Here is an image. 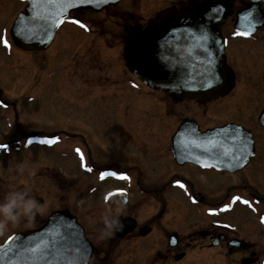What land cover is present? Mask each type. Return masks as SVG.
<instances>
[{
  "label": "flooded vegetation",
  "instance_id": "af4514ba",
  "mask_svg": "<svg viewBox=\"0 0 264 264\" xmlns=\"http://www.w3.org/2000/svg\"><path fill=\"white\" fill-rule=\"evenodd\" d=\"M196 1L207 0H125L105 12L88 13L99 15L100 25L98 26H103V21H114L117 27L113 29L121 31L117 40H121L122 44L129 33L139 31L151 19L163 13L178 11ZM233 4L230 17L220 23L222 35L226 39L220 66L229 76L227 84L230 86L223 95L213 93L211 95L213 98L209 99L203 95L200 99L180 97L169 91L151 89L127 70L123 58L118 68L112 65V75L108 78L101 79L102 76L99 77L96 74L90 78L93 70L101 72L104 67L102 61L100 63L97 61L101 60L99 52H94L91 48H85L80 54L86 63L79 66L74 63L82 80L94 82L89 86L80 80L82 85L87 86L86 89L81 88V90L77 89L74 83L75 103L79 104V107L87 106L98 97L95 90H105L103 92H106L108 96H113V99L117 101V109L113 110L116 112L117 123H110L111 127H116L119 135L132 148L143 151L144 155H141L144 161L142 162L158 166L156 169L163 171L157 176L156 182L149 181L148 178L144 179L141 175L137 177L136 174H128L130 179L122 180L125 186L117 187L126 189L125 193L105 199L108 193L114 192L115 188L107 191L99 190V196H97L98 191L95 188L103 187L105 180L99 177L103 169L97 165L94 166L92 162L102 158L101 156H95V159L89 158L88 163L92 171L88 172L82 167V173L96 174L97 177L86 178L84 181L86 190L76 192L77 201L69 203L67 207L71 214L78 217L86 237L93 245L92 257L88 264H264V236H258L264 231V222L260 219L264 216V188L260 189L264 187V157L261 155L264 150V25L253 26L247 20V27L253 34L250 37L234 35V24L240 11L253 6L254 15L264 20V0H258L256 3L253 0H235ZM138 5H141L140 8L144 10L139 11ZM24 7L25 5L18 0H0V36L6 35L11 44L8 48L0 42V102H2L0 105L7 108L6 112L12 106V103L4 98L8 85L10 86L11 81L21 78V75L26 72L25 65L17 66V64L22 61L27 62V58L34 54L15 46L10 36L11 25ZM88 13L77 11L71 16L80 19ZM149 14L152 17L149 16L146 20L145 16ZM91 25H88V30L82 31L84 36L82 35L81 38L100 40L109 36L108 41H111L113 35L108 30L101 28L95 30L94 25ZM74 39L73 33L69 31L58 33L48 50L35 53L36 55L44 54L47 62L54 61L53 69L50 68L44 73L41 87L36 88L38 92L50 89L46 86L54 78L52 72L58 73L60 67L62 68V60L67 55L64 51L68 49L69 41ZM58 55L61 64L55 61ZM72 56L70 60L73 63L77 55L73 53ZM69 64V62L64 64V70H60L59 74L68 70ZM10 69H17L14 73L18 76L17 78L10 79ZM105 74L106 72L103 73ZM61 79L64 80L65 86L60 88L57 82L58 86L55 89L60 95L68 87L64 74L60 76L59 80ZM99 79L102 81L97 82ZM211 85L213 84L209 86ZM27 92L29 93L25 95L30 97L35 90L30 88ZM62 99L67 98L62 97ZM113 111L110 110V112ZM87 112L93 115L94 110H87ZM12 116L9 115L11 122L5 126L7 130L11 129L10 132L15 138L3 143L7 145L12 143L10 147L23 143V149L20 151L19 160L17 147L15 150H0V160L2 159L0 162H7L6 159L10 158L19 161L21 165L24 162V148L31 147L27 141L33 135H50L34 130L26 132L18 120L14 122ZM109 117L113 118L112 115ZM229 124L241 126L253 135L255 157L249 161L247 167L232 173L203 168L189 162L186 164L175 162L172 149L175 135L180 136L179 133H184L183 139H192L198 134ZM89 131L97 138L98 130L93 128ZM60 134L68 135L64 131ZM3 137H9V133L7 132ZM179 139L181 141V138ZM74 147L65 145V154L73 151ZM97 152L102 151L96 145L95 153ZM5 153L7 156L3 157ZM117 164L116 162L106 168L120 171ZM136 164L134 170L139 171L140 163ZM176 179H182L187 185V190L175 185ZM57 183L58 181L41 183L43 186L37 191L43 190L45 194H49L52 189H55ZM15 188L24 190L27 189V184L18 183ZM237 195L250 200L251 204L245 205L242 201L233 203L231 197ZM36 196L40 204L45 202L38 193ZM192 197H195V202ZM100 200L102 205L97 204ZM224 203H232L233 206L225 211ZM48 204L50 203L46 206ZM107 204L117 212L108 217L107 214L103 217L102 214L98 215L103 219V227L106 225L108 228L111 225V235L102 237L99 242H96L90 234L87 223L88 220L90 222L92 220V216L89 215L92 212L89 211L98 210L103 206L106 208ZM210 207H218L220 211L214 215L210 214L208 212ZM67 208L58 207L57 209ZM57 209L42 214L41 218L35 215L33 219L36 222L33 226L16 232L38 229L46 222L48 215ZM118 220L120 225H123L121 231L125 232L121 236H118L114 230L115 222ZM218 220L220 223H217ZM114 250H118L119 256L116 260L110 261Z\"/></svg>",
  "mask_w": 264,
  "mask_h": 264
},
{
  "label": "rangeland",
  "instance_id": "374dc122",
  "mask_svg": "<svg viewBox=\"0 0 264 264\" xmlns=\"http://www.w3.org/2000/svg\"><path fill=\"white\" fill-rule=\"evenodd\" d=\"M140 7L141 5H138L137 9L139 11L144 10ZM149 16L152 17L149 14L145 16V19L147 20ZM99 19V15L97 16L91 13L80 17L82 22L89 23L88 25H94L93 29L95 30L99 28L108 30L110 34L113 35L111 38L112 42L110 40L108 41L109 36L105 39L100 38V40H93L92 38L87 39V37L83 39L81 36L84 33L80 30L79 26L76 27L69 20L65 22L59 33L61 34V32L65 33L69 31L73 33L75 39L69 41L68 49H65L64 51L67 55L62 60L63 64L60 63V54L56 57L55 61L57 64H61V71L64 70V64H67V62L70 64L68 70L61 74H59L60 70L58 73L52 72L54 78L46 86L50 88L49 90H44L43 92H38L36 90V88L39 89L40 84H42L44 73L54 67V61L47 62V57H45L44 54H31L27 58V62L22 61L17 64V66L25 65L26 68V72L21 75V78L14 74L17 69H10L9 72L10 79L12 77L13 79L18 77V79L10 82V86L8 85V88L6 89L7 93H5L4 96L5 99L7 98L6 100L12 103V106L9 107L11 109L6 112L7 108H3V106L0 105V144H4L3 141L15 138V136H12V132H10L11 129L7 130L5 126V124L11 122L9 115H13L14 122L15 120H18L21 126L25 128L26 132H33L34 130L37 132L49 133L50 136H45L44 134L43 136L33 135V137H31L34 142L30 145L31 147L27 149L24 148L23 151L25 154L23 153V164L20 165L19 161L10 158L6 159L7 162H0V177L2 178L0 181V200L4 198L6 193L16 190L15 187H17L18 183H20V185H22V183L23 185L27 184L30 196H36L38 193L39 196L43 197L45 202L47 201L46 203L42 202L40 204L42 206V211L35 214L38 215V217L42 214H46L52 209H57L58 207L67 208L69 203L77 201L75 195L76 192L86 190L84 184L85 179L97 177L96 174L92 175L88 173L87 175L82 173L81 161L75 151L76 148L83 150L88 161L90 157L95 159V156H101L102 160L93 161L92 163H94V166L97 165L102 168L103 171L111 170L110 168H106V166L110 167L117 162L121 169L120 171L129 170L126 172L127 174H136L137 177L141 175L144 179L148 178L149 181L152 182H156L157 176L163 172L162 170L160 172V169H156L158 166L155 167L150 163L142 162L144 161V157L141 155H144L143 151L132 148L129 143L119 135L117 128L111 127L112 125H110V123H117L115 119L116 112H114L117 109V101L113 99V96H108L106 92H103L105 90H95L98 97L92 100L90 104H87V106L82 105V107H79L80 105L75 103V98L73 100V95H75L74 83L77 89L80 88L81 90V88H87L86 85L80 83V80L82 79L79 70L76 71L77 69L74 64L76 63L79 66L80 64L86 63V60L82 59L80 56L85 48H91L92 51L99 52L101 60L97 61L99 63L102 61L101 63L104 65V67H102L103 71L101 72L93 70L90 74V78L93 74H96L99 77L102 76L101 79L105 77L108 78L109 75H112V65H115L116 68H118L123 58V46L126 40L122 44L121 40H117V37L121 35V31L113 29L114 27H117V25L112 20H109L108 22L103 21L104 25L98 26L100 25V22H98ZM114 36L116 38H114ZM73 53L76 54L77 57L72 63L70 59L73 57ZM44 61L46 63H44ZM104 72H106L105 75H103ZM21 73V70H19V74ZM63 74L65 81L68 82V87L62 92L63 94L60 95L55 89L58 84L60 88L65 86L64 80H59L60 76ZM101 79L97 80V82H101ZM82 81L89 86L94 84L92 81ZM30 88L34 89L35 93L31 94L29 97L25 94L29 93L27 91H29ZM62 97L67 99H62ZM87 110H94L95 114L93 113L92 115L88 113ZM110 110L114 111L110 112ZM5 114H7V116H5ZM110 115L113 116L112 119H110ZM93 128L98 130L97 138L92 135L91 131H89ZM63 131L68 135L61 136L63 134L60 133H63ZM7 132L9 133V137H3V135L6 136ZM56 135L60 136V141L56 144L48 145L39 142L43 137H54ZM83 138L85 141L84 143ZM10 144H8V146ZM65 145H72L75 147L73 148V151H69L65 154ZM96 145L102 152L95 153ZM16 147L19 160L20 151L23 149V143L17 144L16 146H9L8 149L15 150ZM261 155L264 157V150L261 152ZM4 156H7V154L5 153L3 157ZM137 162L140 163L139 171L134 170ZM35 164H38V166H35ZM56 181H58V183L55 189H52L49 194H45L43 190H40V192L37 191V189H40V187L43 186L41 183L46 184ZM103 183V187L96 186L95 188L98 191L97 196H99V192L102 190L107 191L108 189H116L117 187L125 186L122 180L115 178H107ZM263 188L264 187H260V189ZM38 201L40 203L39 199ZM47 203L50 204L46 206ZM97 204L102 205L101 200ZM89 212H92V214H89L92 216V220L91 222L88 220L87 223L90 229V234L93 235L95 241L99 242L102 237H109V235H111V228H107L106 225L103 227V219L99 218L98 214H102V217L107 214L108 217L109 215H112V213L115 214L117 210H112L107 204L106 208L103 206L98 210L94 209ZM35 222L36 221L33 218L28 219L26 217L21 218L16 224L9 222L8 226L3 231H0V245H2L17 230L19 231L28 226H33ZM261 235L264 236V231L258 236L261 237ZM117 254L118 250H114L110 261L116 260L119 256Z\"/></svg>",
  "mask_w": 264,
  "mask_h": 264
},
{
  "label": "water",
  "instance_id": "95a60500",
  "mask_svg": "<svg viewBox=\"0 0 264 264\" xmlns=\"http://www.w3.org/2000/svg\"><path fill=\"white\" fill-rule=\"evenodd\" d=\"M21 1L26 3V8L19 14L11 30L15 45L27 51L49 48L62 25L52 22L59 9L56 5H43L37 9L40 18H34L32 0ZM120 1L122 0H94L91 4H74L69 9L68 16L70 12L77 10L100 12ZM233 2L234 0L194 2L184 6L179 12L170 11L159 15L156 20L149 21L143 30L129 33L123 49L127 68L149 87L170 91L180 97L201 99L205 95L210 99L213 98V93L223 95L230 86L227 84L229 76L220 66L224 38L219 32V23L229 16ZM242 16L243 14L235 24L237 31H244L241 27ZM21 17L30 29L28 34H36L35 39H24L17 35L16 28ZM202 31L207 39L201 46L199 38ZM210 84L213 85L209 86ZM223 129L235 131L237 139L228 141L222 134ZM179 138L181 136L175 135L172 149L174 159L181 164L189 161L236 172L244 168L254 156L252 135L236 126L208 131L192 139H183L182 143ZM209 141L223 145L230 154L224 156L221 148L208 144ZM193 142H202L211 151L196 148ZM65 223L68 226H63ZM115 223L118 233L119 220ZM119 232L118 235H122L120 230ZM12 237L14 239L11 242L7 241L0 246V264H88L92 256L93 246L86 238L83 227L68 210L53 213L38 230H28ZM44 247H50L51 254L45 252L41 255ZM29 248L33 251L29 252Z\"/></svg>",
  "mask_w": 264,
  "mask_h": 264
},
{
  "label": "snow or ice",
  "instance_id": "6c2138e0",
  "mask_svg": "<svg viewBox=\"0 0 264 264\" xmlns=\"http://www.w3.org/2000/svg\"><path fill=\"white\" fill-rule=\"evenodd\" d=\"M93 2H94V0H32L33 16H34V18H40V13L37 11V9L43 5H56V7L59 9V11L57 12V14H56V16L52 22L56 23L57 25H60V24H63L66 22L65 16H68L69 9L72 8L74 4L84 5V4H91ZM247 17H248L249 23L253 26H255L257 24L264 25V20L257 18L254 15V11L247 13ZM68 18L71 19V22L75 23L76 25H79L85 29L88 28V25L84 24L82 22V20L77 19V18L72 17V16H68ZM29 31H30V29L28 28V25L25 23L24 18L21 17L20 23L18 24V26L16 28L17 35L21 36L24 39H35L36 34L32 33L31 35H29L28 34ZM46 34H47V31L45 30V35ZM252 34L253 33L251 31H238V32L234 33V35L244 36V37H250ZM206 39H207V36L202 31V35L199 38L201 46H202L203 41ZM0 42H2L8 48L11 47V44L9 43V40L7 39L6 35L0 36ZM0 103H2V102H0ZM222 134L224 137L227 138L228 141H233V140L237 139V134L235 131L223 129ZM180 136H181L180 142L182 143L184 133H181ZM59 141H60V136L56 135L54 137H43L39 142L44 143V144H48V145H52V144L58 143ZM33 142H34V140L31 138L27 141L28 144H32ZM193 144H194V147L201 148L205 152L211 151V149L208 148L202 142L201 143L193 142ZM208 144L220 147L221 152L224 156H228L230 154L229 151L223 145H219L215 141H209ZM8 147L9 146L7 144H0V150H7ZM75 151L78 154V156L80 157L81 167H83L86 171L91 172L92 167L89 165L88 159H87L86 155L84 154L83 150L80 148H76ZM205 166L207 167L210 165H205ZM99 177L101 180H106L109 177L119 179V180H129L130 179V177L128 176V174L126 172L117 171V170L101 171L99 173ZM174 183L178 187L187 190V185L183 182L182 179H176V180H174ZM125 191H126V189H124V188H117L114 190V192L108 193V195L105 197V199H109L111 196L117 195V194L123 195L125 193ZM192 199H193V202H195V197H192ZM231 200L233 203L242 201L245 205L251 204L250 200L244 199L242 196H239V195L232 196ZM232 206H233L232 203H224L223 204V210L227 211ZM218 211H220V209L218 207H210L208 209V212L210 214H213V215L218 213ZM260 219L262 222H264V216H261ZM217 223H220V221L218 220ZM63 226L66 227L68 225H67V223H65ZM227 227H231V225H227ZM13 239H14V237L10 236L8 238V241L11 242ZM49 243H51V242H49ZM28 251L31 252V251H33V249L29 248ZM45 252H47L48 254H51V248L50 247H44L42 252H41V255H43Z\"/></svg>",
  "mask_w": 264,
  "mask_h": 264
},
{
  "label": "clouds",
  "instance_id": "9594fccd",
  "mask_svg": "<svg viewBox=\"0 0 264 264\" xmlns=\"http://www.w3.org/2000/svg\"><path fill=\"white\" fill-rule=\"evenodd\" d=\"M39 211H42V206L35 196L28 194V189L13 190L6 193L4 198L0 200V231H3L9 222L16 224L21 218H34ZM122 227L121 224L120 228Z\"/></svg>",
  "mask_w": 264,
  "mask_h": 264
}]
</instances>
